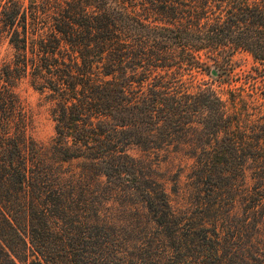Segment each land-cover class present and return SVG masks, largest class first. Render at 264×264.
<instances>
[{
  "label": "trees",
  "instance_id": "obj_1",
  "mask_svg": "<svg viewBox=\"0 0 264 264\" xmlns=\"http://www.w3.org/2000/svg\"><path fill=\"white\" fill-rule=\"evenodd\" d=\"M3 39L0 264H264V0H0ZM132 146L183 150L184 203Z\"/></svg>",
  "mask_w": 264,
  "mask_h": 264
},
{
  "label": "rangeland",
  "instance_id": "obj_2",
  "mask_svg": "<svg viewBox=\"0 0 264 264\" xmlns=\"http://www.w3.org/2000/svg\"><path fill=\"white\" fill-rule=\"evenodd\" d=\"M0 48L1 56L9 52L6 39L2 40ZM231 63L233 72H240L248 69L254 62L249 52L240 49L233 53ZM199 76L210 78L206 73H201ZM17 90L24 100L26 107L32 114L30 132L33 138L40 146L47 147L54 135V120L50 113V102L43 93L33 88L26 79L19 83ZM128 151L149 164L153 172L164 180L174 204L178 205L184 203L188 196V187L184 174L190 159L184 154L183 150H175L172 147L167 149L144 150L137 146H132ZM178 172L180 173V177L179 181L175 184L174 178ZM174 186H176L175 190ZM108 204L109 209L107 213H109L112 220H114V223L127 225L134 230H138L142 227L144 218L139 209L140 204H132L131 206L134 208L130 211L123 209L124 205L122 204V200L109 201Z\"/></svg>",
  "mask_w": 264,
  "mask_h": 264
},
{
  "label": "water",
  "instance_id": "obj_3",
  "mask_svg": "<svg viewBox=\"0 0 264 264\" xmlns=\"http://www.w3.org/2000/svg\"><path fill=\"white\" fill-rule=\"evenodd\" d=\"M211 73H212V74H216V73H217L216 69L213 68V69L211 70Z\"/></svg>",
  "mask_w": 264,
  "mask_h": 264
}]
</instances>
